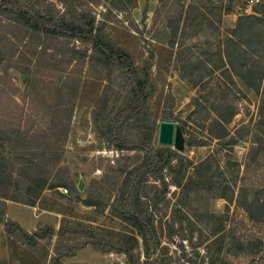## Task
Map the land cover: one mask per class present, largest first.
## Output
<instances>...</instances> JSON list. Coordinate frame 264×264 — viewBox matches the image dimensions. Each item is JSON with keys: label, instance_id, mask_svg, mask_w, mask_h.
<instances>
[{"label": "rangeland", "instance_id": "rangeland-1", "mask_svg": "<svg viewBox=\"0 0 264 264\" xmlns=\"http://www.w3.org/2000/svg\"><path fill=\"white\" fill-rule=\"evenodd\" d=\"M62 1L0 0V135L7 133L2 129L8 123L5 117L17 115L14 103L36 120L43 115L39 98L29 88L32 76L23 70L27 67L25 59L38 54L36 46L41 41L23 39L28 35L25 28L12 21L15 15L5 9L18 3L54 21L60 15L82 24L93 19L94 29L100 27L115 46L128 52L134 65L140 68L150 62L151 94L146 107L156 119L152 145L161 147L156 143L161 121L173 122L184 141L183 151L167 147L179 155L171 163L172 169L165 167L158 179L149 178L138 194L141 201L136 206L152 219L159 242L150 261L264 264V226L251 220L242 204L244 193L248 202L255 197L264 200V69L261 81H257L259 89L253 90L236 77L234 84L226 80L218 56L238 19L248 15L247 0H135L134 5H120L118 0ZM42 42L51 53L48 55L53 54L51 73L62 80L74 76L75 64H66L70 49L91 53L87 43L43 37ZM260 54L264 57V51ZM260 54L250 57L255 59ZM124 79L121 74L111 78L113 95L104 112L106 122L127 103ZM36 85L42 89L40 83ZM106 85V71L96 61L89 65L86 59L59 164L51 158L42 160L38 153L32 157L13 153L0 142V164L5 165L0 167L2 223L16 222L6 216V210L8 203L18 204L37 221L30 231L16 222L20 228L30 235L44 234L29 248L18 239L19 234L14 232L12 237L0 225V248L6 245L11 258L23 264H52L58 258L59 264L145 261L136 230L110 208L121 209L124 199L118 188L110 187L112 174L106 181L108 166L116 170L127 163L137 164L143 154L107 150L100 139L93 111ZM56 94L54 90L47 99L57 101ZM230 108L234 115L224 125L227 136L217 139V121L226 117ZM129 122L121 133L135 137L139 123ZM122 156L131 159L124 161ZM79 179L84 183L82 192L77 188ZM43 182L46 187L40 191L38 186ZM91 188L102 197L95 206L87 205L86 194ZM60 227L63 234L58 237ZM45 228L53 231L45 232ZM90 231L100 236L97 241L104 249L113 250H94ZM6 257L0 250V262L12 264Z\"/></svg>", "mask_w": 264, "mask_h": 264}, {"label": "trees", "instance_id": "trees-1", "mask_svg": "<svg viewBox=\"0 0 264 264\" xmlns=\"http://www.w3.org/2000/svg\"><path fill=\"white\" fill-rule=\"evenodd\" d=\"M118 2L120 5H134L135 0H118ZM62 3H65V0ZM11 4L13 8L5 9V11L15 15L11 20L25 28V33L28 35L23 39L28 40V37H30V39L41 41V44L36 46L39 50L38 54L33 59H25L27 67H24L23 70L26 74L32 76L29 88L39 98V110L43 112V115L39 120H36L25 114V109L14 103L17 115L5 117L4 120L8 123L2 129L7 133L4 136L0 135L1 144H7L8 149L13 153H21L25 157H32L38 153L42 160L51 158L56 164H59L61 152L67 142L74 109L73 101L78 93L82 65L85 64L86 59L89 65L91 62L96 61L106 71L107 82L105 90L93 111L94 126L100 139L106 144L105 148L107 150L113 148L120 152L143 154L141 161L137 164L127 163L116 170L112 166H108V175L109 173L112 174L113 181L109 182L108 177L111 175L106 176V179L108 178L106 181L110 183V187L118 188L121 198L124 199L121 209L113 205L110 208L118 219L128 222L136 230L137 237L141 240L145 258L142 264H160L150 261L153 249L159 245L152 219L149 215L143 213L141 209L139 210L136 204L138 205L141 201L138 194L143 186L148 183V179H158V174L165 167L172 169L171 163L178 160L179 155L171 148H156L152 145L156 131V119L155 116L148 113L146 107V101L151 94L149 60L138 68L133 64L129 53L115 46L102 33L100 27L97 26L94 29L93 19L82 24L69 21L60 15L54 21L53 17L40 15L30 9L20 7L18 3ZM253 12L251 15H245L238 19L236 26L229 32V36L223 43V53L219 52L218 56L222 62L220 68L226 80L234 84V77H236L246 87L257 90L259 89L257 81H261L264 69L262 64L264 57L260 54L261 51H264V5L254 7ZM42 37L44 40L64 38L81 44L87 43L91 45V53L88 54L86 50L81 52L77 48L70 49V56L66 64L68 66L75 64L72 69L74 76L71 75V78L62 80L51 73L54 69L53 59L51 58L53 54L48 55L51 53L47 48H43ZM23 39L21 41H24ZM257 54L260 55L255 59L250 57V55ZM32 56H34L33 53ZM45 56L48 58H45ZM117 74L125 77L124 88L128 91V100L124 109L117 113L111 121L106 122L104 112L107 109L110 96L113 95L112 83L114 82L111 78ZM47 79H49V82H47ZM36 83L42 85L41 90H39ZM54 90L57 91L55 98L57 101L48 100L47 96H51ZM223 96L225 99L228 97L227 94ZM60 98L62 100H58ZM233 115L234 109L230 108L226 117H221L220 121H217L219 127L217 139H225L227 134L224 125L229 123ZM148 118H151V120H148ZM131 120L134 123H139L136 126L138 134L135 137L122 135L121 130L129 126ZM123 159L129 161L131 158L126 156ZM119 161L117 160V162ZM0 167L4 168L5 165L0 164ZM178 184L174 183L173 185ZM91 185L93 186V184ZM45 187V182L38 186L40 191ZM165 190L166 185L164 184L163 198ZM28 191L34 192L32 188H28ZM256 193L260 192L257 191ZM34 194L35 198L39 195L36 192ZM242 195V204L249 218L264 226V200L255 197L248 202L246 201V193ZM86 197L88 206H95L102 199L100 192L93 191V188L88 190ZM1 198L8 199L6 196ZM24 204L26 203L24 202ZM2 219L1 214L0 225L3 224L5 232L12 237L16 236L15 233L19 234L18 239L29 248H33L38 244L37 239L44 238L42 232H35L30 235L24 232L16 222L5 221V223H2ZM46 231L52 232L53 230L52 228H45ZM62 234L63 229L60 227L58 237H61ZM89 236L92 238H90L92 241L91 246L94 250L100 252L113 250V248L104 249L100 240L97 241L100 236L96 235L95 232L90 231ZM135 242L138 243L136 238ZM121 252L128 254L125 249H122ZM59 263L60 258L53 261L52 264ZM134 264L140 263L136 262Z\"/></svg>", "mask_w": 264, "mask_h": 264}, {"label": "water", "instance_id": "water-1", "mask_svg": "<svg viewBox=\"0 0 264 264\" xmlns=\"http://www.w3.org/2000/svg\"><path fill=\"white\" fill-rule=\"evenodd\" d=\"M194 1V0H193ZM157 145L161 147H174L176 151H183L184 141L179 128L173 122L161 121L157 129ZM78 190H84V183L79 179Z\"/></svg>", "mask_w": 264, "mask_h": 264}, {"label": "crops", "instance_id": "crops-1", "mask_svg": "<svg viewBox=\"0 0 264 264\" xmlns=\"http://www.w3.org/2000/svg\"><path fill=\"white\" fill-rule=\"evenodd\" d=\"M34 209L35 208H33V210ZM6 216L10 218L11 220L18 222L27 231L33 230L37 223V221L33 220L31 216V212L28 211V209L25 208V206H20L14 203L7 204ZM42 216L43 215H41V217ZM6 247H7L6 245L5 247L2 246V249L0 248V250H2L6 256H9V257H6L9 260V262H11L12 264H23L20 260L14 257L11 258L10 253L8 251L9 249ZM0 264L2 263L0 262ZM3 264H9V263H3Z\"/></svg>", "mask_w": 264, "mask_h": 264}, {"label": "built area", "instance_id": "built-area-1", "mask_svg": "<svg viewBox=\"0 0 264 264\" xmlns=\"http://www.w3.org/2000/svg\"><path fill=\"white\" fill-rule=\"evenodd\" d=\"M258 5H264V0H247L246 7L249 9V12H247V14H253L254 12L253 10H251V8L256 7Z\"/></svg>", "mask_w": 264, "mask_h": 264}]
</instances>
